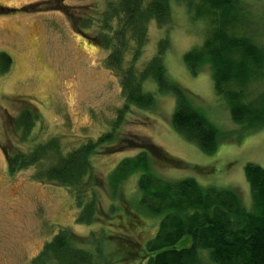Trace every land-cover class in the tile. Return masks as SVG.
<instances>
[{"label":"rangeland","instance_id":"rangeland-1","mask_svg":"<svg viewBox=\"0 0 264 264\" xmlns=\"http://www.w3.org/2000/svg\"><path fill=\"white\" fill-rule=\"evenodd\" d=\"M244 1L248 10L243 26L255 32L257 42L264 45V0ZM112 2L117 8L116 0H67L64 5L71 7L61 11L49 9L44 0H0L17 8L10 13L0 11V53L6 52L12 58L8 70L0 71V264H33L60 229L83 238L90 249L100 246L103 259L97 264L147 263L134 254L136 247L126 240L132 239L138 247L146 246L158 233L159 214L139 208L147 215L144 220H138V224L121 217L122 226L117 227L96 210L90 222L81 221L82 210L75 195L68 188L38 177V173L46 172L52 163L88 138L94 141L109 131L123 105L119 77L106 61L112 50L104 44V37L109 39L118 26L113 22V29L107 33L97 27L102 19L98 12ZM32 3L35 9H25ZM171 14L169 27L149 22L147 44L138 66L143 67L157 52L159 41L168 38L164 61L169 74L196 94L199 107L221 128V141L214 152L206 153L180 135L171 122L175 107V96L171 94H158V107L151 112L130 113L120 125L118 136L133 138L138 143L140 139L152 142L189 165L190 168L183 169L161 167L154 162L153 171L165 181L193 178L204 189H233L239 195L240 205L252 212L254 202L245 166L252 163L264 168V127L245 129L233 122L225 99L215 92L210 68L194 75L186 66L184 54L200 47L207 36L206 21L195 20L183 3L175 4ZM96 18V22H87ZM133 51L130 47L125 56L129 58ZM148 88L156 90L153 84ZM242 92L252 102L261 103L264 76L252 80ZM31 106L38 108L39 117L33 121L30 133L14 130L13 120L21 116L22 121L25 114L32 115ZM53 139L60 142L62 152L52 148L41 156L39 163L12 174L8 171V154L15 155L19 150L30 153L40 143ZM138 149L131 146L120 152L92 156L95 173L104 184L98 195L104 213H120L118 206L123 201L118 203L122 198L131 207L138 203L140 171L130 173L120 189L115 188L111 178L122 160L140 154ZM122 232L127 234L125 240L120 239Z\"/></svg>","mask_w":264,"mask_h":264},{"label":"trees","instance_id":"trees-1","mask_svg":"<svg viewBox=\"0 0 264 264\" xmlns=\"http://www.w3.org/2000/svg\"><path fill=\"white\" fill-rule=\"evenodd\" d=\"M116 2L117 8L112 6V2L102 13L98 12L102 19L97 27L107 33L113 29V22L118 26L109 39L104 37L105 47L112 50L106 60L107 65L119 77L124 100L118 109L117 119L109 131L94 141L88 138L79 147L52 163L46 172L38 173V177L68 188L75 195L78 207L82 210L81 221L90 222L96 210L117 227L122 226L121 217L132 221L131 223L144 220L147 215L142 212L143 208L159 214L161 218L158 233L146 246L138 247L132 239L126 240L131 243V247H136L134 254H139L146 264H264L263 167L252 163L245 166L254 202V209L249 212L240 205L239 195L233 189L216 186L204 189L193 178L177 182L165 181L153 171L154 162L161 167L174 166L183 169L190 168L189 165L174 159L152 142L140 139L138 143L133 138H119L117 132L130 113L151 112L158 107V94H171L175 96L171 122L180 135L206 153L214 152L221 141V128L199 107L196 94L169 74L164 61L165 53L169 49L168 38L159 41L157 52L143 67L138 66L147 44L149 22L155 21L160 27H169L172 23L173 6L179 3L185 4L188 13L195 20H205L209 26L203 44L184 54L189 71L196 75L203 68L209 67L215 92L225 99L233 122L241 124L245 129L264 127V100L261 103L259 100L252 102L242 92L252 80L264 76V45L257 42L255 32H250L243 26V21L247 20L246 2ZM92 21L96 22L97 18L87 22L91 24ZM83 33L90 38L85 31ZM130 47L134 51L130 52L131 56L128 58L125 55ZM11 61L9 54L1 52L0 71L8 70ZM149 84L155 85L156 90L149 89ZM31 107L32 110H29L32 115L25 114L22 121L21 116L17 121L13 120L11 126L14 130L25 131V134L31 131L33 121L39 117L38 108ZM131 146L138 147L140 154L135 158L126 157L122 160L113 170L111 178L115 188L120 189L122 181L130 173L140 171L138 185L141 197L133 207L122 198L118 203L123 201V205L118 206L122 211L112 216L104 213L100 207L98 195L104 184L102 178L95 173L91 158L93 155L120 152ZM52 148L62 152L60 142L53 139L40 143L30 153L19 150L15 155L8 154V171L12 174L22 167L39 163L41 156ZM119 234L122 236L120 239H126V233ZM88 247L83 238L67 229H60L45 244L33 264H43V261L46 264L99 263L103 259L100 256L101 247Z\"/></svg>","mask_w":264,"mask_h":264},{"label":"flooded vegetation","instance_id":"flooded-vegetation-1","mask_svg":"<svg viewBox=\"0 0 264 264\" xmlns=\"http://www.w3.org/2000/svg\"><path fill=\"white\" fill-rule=\"evenodd\" d=\"M66 1L67 0H44V2L47 3V6L49 7V9L61 10V11L66 10L67 8L71 7V6L64 5L66 3ZM38 2H41V1H38ZM28 6H30V7H26L25 9H29V8L35 9L36 8L34 3H32L31 5H28ZM12 9H17V8H13L12 6H7L5 4L0 3V11L1 12H9L10 13L11 12L10 10H12ZM92 10L96 11V9H94V8H92ZM99 13H102V12H99ZM67 14H68V16H71V12H67Z\"/></svg>","mask_w":264,"mask_h":264},{"label":"water","instance_id":"water-1","mask_svg":"<svg viewBox=\"0 0 264 264\" xmlns=\"http://www.w3.org/2000/svg\"><path fill=\"white\" fill-rule=\"evenodd\" d=\"M10 11H15V9H12V10H10Z\"/></svg>","mask_w":264,"mask_h":264}]
</instances>
